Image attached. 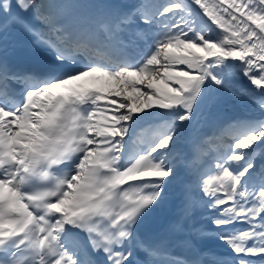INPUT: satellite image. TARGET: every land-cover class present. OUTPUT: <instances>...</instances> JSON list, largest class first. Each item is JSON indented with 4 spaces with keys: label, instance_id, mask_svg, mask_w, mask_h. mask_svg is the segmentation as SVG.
I'll use <instances>...</instances> for the list:
<instances>
[{
    "label": "snow or ice",
    "instance_id": "1",
    "mask_svg": "<svg viewBox=\"0 0 264 264\" xmlns=\"http://www.w3.org/2000/svg\"><path fill=\"white\" fill-rule=\"evenodd\" d=\"M0 264H264V0H0Z\"/></svg>",
    "mask_w": 264,
    "mask_h": 264
},
{
    "label": "rangeland",
    "instance_id": "2",
    "mask_svg": "<svg viewBox=\"0 0 264 264\" xmlns=\"http://www.w3.org/2000/svg\"><path fill=\"white\" fill-rule=\"evenodd\" d=\"M185 123H187V122H185ZM185 131H186V130H185ZM192 133H193V132H192ZM212 155H213V153H212V151L210 150V151L208 152V156L205 157L206 160H207V161H211Z\"/></svg>",
    "mask_w": 264,
    "mask_h": 264
},
{
    "label": "bare ground",
    "instance_id": "3",
    "mask_svg": "<svg viewBox=\"0 0 264 264\" xmlns=\"http://www.w3.org/2000/svg\"><path fill=\"white\" fill-rule=\"evenodd\" d=\"M189 130V129H188ZM209 144H204V145H202V147H207ZM210 247L209 246H206V247H204V249L205 250H208Z\"/></svg>",
    "mask_w": 264,
    "mask_h": 264
}]
</instances>
